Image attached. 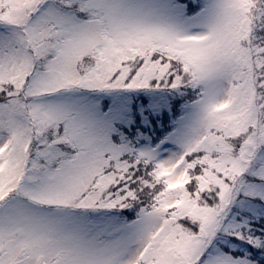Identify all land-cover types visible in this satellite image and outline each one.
I'll list each match as a JSON object with an SVG mask.
<instances>
[{
	"label": "snow or ice",
	"instance_id": "6c2138e0",
	"mask_svg": "<svg viewBox=\"0 0 264 264\" xmlns=\"http://www.w3.org/2000/svg\"><path fill=\"white\" fill-rule=\"evenodd\" d=\"M0 264H264V0H0Z\"/></svg>",
	"mask_w": 264,
	"mask_h": 264
}]
</instances>
